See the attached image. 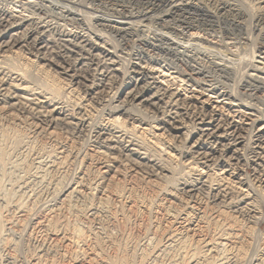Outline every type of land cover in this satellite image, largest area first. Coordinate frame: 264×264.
Listing matches in <instances>:
<instances>
[{
  "label": "bare ground",
  "instance_id": "bare-ground-1",
  "mask_svg": "<svg viewBox=\"0 0 264 264\" xmlns=\"http://www.w3.org/2000/svg\"><path fill=\"white\" fill-rule=\"evenodd\" d=\"M108 1L116 21L100 23L104 30L142 34V43L187 68L171 73L185 85L160 76L174 70L161 57L154 62L133 48L118 55L117 43L70 29L64 37H77L72 44L85 53L49 74L52 23L0 5V264H242L248 252L247 264H264V235L256 232L264 211L257 193L264 190V109L242 98L264 93V0ZM79 10L67 11L77 24ZM27 55L36 61L5 66ZM121 67L131 70L121 72L128 80L110 94ZM38 73L63 83L75 102L55 95L57 84L54 93L36 85ZM92 104L106 117L98 125ZM152 124L160 127L154 143L137 132ZM246 138L250 177L241 171ZM176 157L190 173L169 189L175 170L167 159ZM204 168L213 172L208 181Z\"/></svg>",
  "mask_w": 264,
  "mask_h": 264
},
{
  "label": "rangeland",
  "instance_id": "rangeland-1",
  "mask_svg": "<svg viewBox=\"0 0 264 264\" xmlns=\"http://www.w3.org/2000/svg\"><path fill=\"white\" fill-rule=\"evenodd\" d=\"M6 1V2H5ZM0 0V5L2 6H9V8H12V10L13 11H15V15H18V13L19 14H22V15H27V14H29V13H33L32 14V16L35 18V22L36 23H41L40 21H42V23L43 24H48V25H50V23H52V31H51V33L49 34V37H50V39H53L52 41H53V44H54V46L55 47H53V48H51L52 50L51 51H49V53L47 52L46 53V56H45V59H47V61L49 60V62H46V63H50V65L52 66H50V69L48 68V67H46L45 68V70H51L50 72H49V74H52V72H54V71H56V70H58L59 71V69H57V68H59V67H61V66H65L66 64H73L74 63V61L78 58V56H77V54L76 53H82V54H84L85 53V49H81L82 50V52H81V50H80V48H77V46H75L77 43H78V40H77V37L75 38V37H72V38H69V37H64V35H65V32H68V31H66L67 29L69 30H72V31H77V32H79L80 34H83V37L85 38V39H89L90 41H96L95 43H97V39H104L103 41H105L106 43H109V44H113V46H114V44L115 45H119L120 43V45H119V47H117V46H115L116 47V51H117V53H120V54H118V55H122L121 53L122 52H125V51H130L132 48L134 49V51H140V52H142V50L143 51H145V52H147L148 53V55L149 56H151V57H148L149 59H152L154 62H161V61H159L158 60V57H161V58H163L164 59V63H168V65L171 67V68H173L174 70L172 71V70H169V72H167L166 70L165 71H163L162 73H160L161 75L160 76H165L166 77V80H172L173 82H176V83H180V82H178L177 80H174V77H176L175 75L176 74H171L172 72H178L177 70H179V69H181V70H179V71H182V72H185L186 71V69L187 68H185L184 66H180V62H178V60L176 61V58H174V57H170V56H162V54L160 53H158L157 51H155V50H153L152 48H150L149 46H147L146 44H144V43H142L143 41H141L140 40V38L142 37V34L141 35H139V36H133V38L132 37H123V36H114L115 34H110V33H107V31H106V29L104 30V28L101 26V24L104 22V23H109V22H115L116 21V19L115 18H113V16H111L112 14L110 13V11H108V14H107V9H109L108 8V0L106 1V0H84L83 2H82V0H77V5L78 4H80V6H82L83 8H86V6L87 7H91V9L93 10H91V11H89V12H87L86 10H84L82 7H81V9L83 10H79L78 8H76V7H79V6H77V5H74L73 6V4H70L69 2H67L66 0H13V2L15 1V3H13V2H11L10 0ZM17 1V2H16ZM29 1H34V2H37V3H39V4H44V6H46L48 9H47V11L45 12V11H41L40 10V8L39 9H37L38 7H34V8H29L28 7V5H27V3L29 2ZM55 1V2H54ZM64 1H66V2H64ZM79 1V2H78ZM94 1V2H93ZM96 1V2H95ZM101 1H103V2H101ZM247 3H249L250 5H252V4H255V3H257L258 2V0H245ZM260 1V0H259ZM5 2V3H4ZM9 2V3H8ZM26 2V3H25ZM90 2V3H89ZM106 2V3H105ZM253 2V3H252ZM11 3V4H10ZM86 5H84V4ZM88 3V4H87ZM97 3V4H96ZM102 3V4H101ZM81 4H83V5H81ZM91 4V5H90ZM93 4V5H92ZM103 4H105V5H103ZM59 5V6H58ZM63 5V6H62ZM95 5H97V6H95ZM105 6V7H104ZM107 6V7H106ZM64 7H66V8H64ZM102 7V8H101ZM26 9V11H28V13L27 12H21L20 13V10H22V9ZM72 8V9H71ZM80 8V7H79ZM69 9V10H68ZM33 10H34V12H33ZM36 10V11H35ZM38 10H40V11H38ZM64 10H66V11H64ZM71 10H79V11H81L82 13H84V14H82V18H81V21L82 22H78V24H77V22H74V20L72 19V17L68 14V12L69 11H71ZM32 11V12H31ZM68 11V12H67ZM91 12V14H89ZM48 13H50V14H48ZM85 13H86V15H85ZM93 13V14H92ZM52 14V16H50ZM56 14V15H55ZM67 14V15H66ZM49 15V17H47ZM55 15V16H54ZM59 15V16H58ZM66 15V16H65ZM87 15H90V16H87ZM93 15V16H92ZM66 17V18H64L63 19V17ZM71 17V18H68V17ZM87 16V17H86ZM92 16V17H91ZM90 19H89V18ZM56 18H57V20H56ZM60 18V19H59ZM89 20H88V19ZM96 20H95V19ZM108 18V19H107ZM40 19V20H39ZM54 19V20H53ZM72 20V22H73V24L72 23H70L69 24V22H71L70 20ZM85 19V20H84ZM93 19V20H92ZM102 19V20H101ZM105 19V20H104ZM66 20V21H65ZM68 20V21H67ZM95 20V21H94ZM86 23H85V22ZM94 23H93V22ZM48 22V23H47ZM99 22V23H98ZM55 23V24H54ZM75 23V24H74ZM87 23H88V25H87ZM90 23V24H89ZM97 25H96V24ZM101 23V24H100ZM69 24V25H68ZM72 24V25H71ZM77 24V25H76ZM92 24V25H91ZM57 25V26H56ZM66 25V26H65ZM80 25H81V27H80ZM70 26V27H69ZM79 28H77V27ZM31 27V26H30ZM53 27H54V29H53ZM83 27V28H82ZM64 29V31H63V29ZM76 28V29H75ZM80 28H82L81 30H80ZM96 30H95V29ZM59 29V30H58ZM62 29V30H61ZM66 29V30H65ZM89 29V30H88ZM149 29V28H148ZM148 29H145V30H147L144 34H149V32H150V30H148ZM61 30V31H60ZM53 31H55V32H53ZM100 34H99V33ZM54 33V34H53ZM59 33V34H58ZM106 33V34H105ZM56 34V35H55ZM64 34V35H63ZM109 36H108V35ZM59 35V36H58ZM101 35V36H100ZM107 35V36H106ZM93 36V37H92ZM106 36V37H105ZM111 36H112V38H111ZM141 36V37H140ZM55 37H57V38H55ZM64 37V38H63ZM91 37V38H90ZM105 37V38H104ZM111 38L110 40L108 39V38ZM136 37V39L134 40V38ZM55 38V39H54ZM60 38V39H59ZM70 39V40H68V39ZM116 38V39H115ZM123 38V39H122ZM127 38V39H126ZM132 38V39H131ZM62 39V40H61ZM64 39H66V40H64ZM72 39V40H71ZM76 41H75V40ZM108 39V40H107ZM130 39V40H129ZM142 39V38H141ZM57 40V41H56ZM61 40V41H60ZM75 42H74V41ZM107 40V41H106ZM137 40V41H136ZM55 41V42H54ZM64 41V42H63ZM71 41H73V42H71ZM109 41V42H108ZM114 43H113V42ZM56 42H57V44H56ZM59 42H61V43H59ZM69 42V43H68ZM71 43V44H70ZM75 44V45H73V44ZM117 43V44H116ZM61 45V48H60V45ZM68 44H70V45H68ZM67 46V47H66ZM72 46H75V52H73V47ZM133 46H135V47H133ZM59 47V48H58ZM124 47V48H123ZM148 47V48H147ZM62 48H64L66 51H67V55H69L70 54V57H71V59H70V57H66V59H63L62 58V56H61V54H60V52H58V51H61L62 50ZM70 48V49H69ZM58 49V50H57ZM60 49V50H59ZM69 49V50H68ZM120 49V50H119ZM130 49V50H129ZM132 49V50H133ZM152 49V50H151ZM77 50H78V52H77ZM80 50V51H79ZM124 50V51H123ZM147 50V51H146ZM149 50V51H148ZM52 51H53V53H52ZM58 53H57V52ZM63 51V50H62ZM70 51V52H69ZM51 52V53H50ZM55 53V54H54ZM75 53V54H74ZM152 53V54H151ZM156 53V54H155ZM74 54V55H73ZM58 55V56H57ZM154 55V56H153ZM155 55H156V57H155ZM160 55V56H159ZM59 56H61L60 58H59ZM76 56V57H75ZM25 58L26 59H24V60H19V59H9L6 63H5V66H7L9 69H19L23 64L25 65L26 64V62H28V60L29 61H33V62H35L36 60H35V58L34 57H32V55H27V56H25ZM67 58H68V60H67ZM72 58H74L73 60H72ZM28 59V60H27ZM62 59V60H61ZM25 60H27V61H25ZM72 60V61H71ZM65 61V62H64ZM70 61V62H69ZM20 62V63H19ZM25 62V63H24ZM68 62V63H67ZM14 63V64H13ZM41 63V62H40ZM52 63V64H51ZM63 63V64H62ZM164 63H161V65H164ZM34 64V63H33ZM32 64V65H33ZM42 65H43V62L41 63ZM60 64H61V66H60ZM175 64V65H174ZM31 65V66H32ZM59 67H58V66ZM18 66L19 68H16V67ZM31 66H28V68L30 69V67ZM14 67V68H13ZM92 67V68H91ZM27 68V67H26ZM48 68V69H47ZM90 68L93 70V68H94V66H90ZM176 68H178L177 70H176ZM183 68V69H182ZM32 69L34 70V68H32L31 67V71H32ZM165 69H167V67H165ZM106 70V69H105ZM120 71H116V72H119L118 74L116 73L115 75V77H112V80H113V78H114V84H113V91H112V93H110V94H113L114 93V89L116 88V86H118V85H120V84H122V83H125V82H127V78L126 77H124L125 75H123L121 72H122V70H123V72H131V70L130 69H124L123 67H121L120 69H119ZM154 70H157V69H154ZM185 70V71H184ZM160 71V70H159ZM86 72H93V71H86ZM171 74V75H170ZM38 76H36V75H34V76H36V77H38V78H36L35 79V77L33 76V79H34V83L36 84V85H38L39 87H42V89H44V90H46V91H53L55 88L53 87V86H55L57 89H58V86H56V84L57 85H59V90L58 91H56L55 93V95H62V97H63V99H65V100H68V99H70V100H68V102H70L71 100L72 101H74L75 102V100H74V97H76V95H69V94H65V88L66 87H63L64 89V92H63V90H62V84H59L58 83V81L56 82V81H54L52 78L50 79V77H45V75H44V78L42 77L43 75L41 74H37ZM84 76H83V78L84 79H86L87 77H88V79H86V80H89V78H90V80H91V76L89 75V74H83ZM87 75V76H86ZM86 76V77H85ZM122 76V77H121ZM154 76H156V77H158V75L156 74V75H154ZM174 76V77H173ZM53 78L55 79V80H57V77L56 76H53ZM45 79H46V81H45ZM200 79V78H199ZM116 80V81H115ZM121 80V81H120ZM126 80V81H125ZM221 80V81H220ZM52 81H53V83L55 84H53L52 83ZM159 81H160V79H159ZM219 81L220 82H224V80H222L221 78L219 79ZM162 82V81H161ZM52 83V84H51ZM117 83V84H116ZM40 84V85H39ZM181 85H185V83H180ZM42 85V86H41ZM48 85V86H47ZM53 87V89H52V87ZM176 86L175 85H173L171 88L173 89V88H175ZM48 89V90H47ZM61 89V90H60ZM67 89V88H66ZM193 88H191V90H192ZM53 93H54V91H53ZM66 93H67V91H66ZM241 93H244V92H242L241 91ZM248 94H245L246 96L248 95H250L251 96V94H253L252 95V97L250 98V96L248 97V99L246 98V96L244 95H242V98H244L245 99V101L247 102V100H248V102L249 103H254L255 105H257L260 109H264V93H260V94H255L254 93V91L253 92H247ZM71 94H75V93H71ZM109 94V96H111ZM207 94V93H206ZM67 95H69V97L67 96ZM67 96V97H66ZM74 96V97H73ZM209 97L211 96V95H208ZM258 96H259V98H258ZM261 96V97H260ZM71 97V98H70ZM255 98H256V100H255ZM78 99V98H77ZM259 99V100H258ZM258 100V101H257ZM71 101V102H72ZM259 102V103H258ZM263 105V107H261V105ZM95 105V106H94ZM260 105V106H259ZM92 106H94V107H92ZM92 108H90L89 109V117H90V119H91V121L92 122H94L96 125H98V124H100V123H102L103 121H104V119L106 118L105 116H104V113L103 112H101L102 110H100L101 109V106H99V105H96V104H92ZM97 108V109H96ZM95 109V110H94ZM92 115H91V114ZM98 115V116H97ZM148 115V117L147 118H150V117H158V115H153V114H151V113H149V114H147ZM188 119L189 118H185V121L188 123ZM102 121V122H101ZM97 122V123H96ZM100 122V123H99ZM152 126H154L155 128H153L151 131H149V132H146V133H144L143 131H144V129L145 128H147L146 129V131H148V129H149V127L148 126H144V125H141V127L139 126V128L137 127V132H139L138 133V135H140V134H145L146 136H145V138L147 139V140H149V142H151V143H154V139H151L152 138V133L153 132H155V134H159L160 133V131L158 130L160 127H157V126H155V124H152ZM188 126L189 127H191V125H190V122H189V124H188ZM142 127H144V128H142ZM141 129H143V130H141ZM148 133H150V136H148L149 134ZM148 134V135H147ZM143 137H144V135H143ZM83 139L85 140L86 139V137H83ZM248 138H246L245 139V141H244V148H246V151H245V155H244V161L245 162H243L242 164L244 165H241L242 167H244V168H242L241 169V171H242V174L246 177V174H247V177H250V176H252V175H254V171H253V166H252V164H251V158H252V154H251V149H252V147H253V145H252V147L250 146L251 145V143L249 142V140H247ZM88 141V140H87ZM182 141V140H181ZM245 142H248L247 144L248 145H246L245 144ZM158 147V146H157ZM159 148V150H163L164 149V147H162V146H160V147H158ZM248 148V149H247ZM169 153V152H168ZM175 153H172L171 152V154H170V156H173ZM250 155V156H249ZM175 156H177L176 154H175ZM247 156V157H246ZM177 158V157H176ZM167 159V162H168V164L169 165H171L170 167H172L173 168V170H175L173 173H172V175H167V177H171V178H169L170 179V181L166 184L168 187H169V189H171L172 187L174 188V186H176L177 185V183H179V182H182V180L183 179H187V175L190 173V171H187V170H189V169H186V170H182L183 168H181L180 166V168H178V166H176V164L178 165V159L179 158H177V159ZM247 159V160H246ZM169 160V161H168ZM248 160H250V161H248ZM249 164H250V166H249ZM185 165H188V162L185 164ZM174 166V167H173ZM178 169H177V168ZM175 168V169H174ZM190 168H192V167H190ZM241 168V167H240ZM194 169V168H193ZM200 170V169H199ZM216 170V169H215ZM227 170L228 169H226V170H224V171H222L221 173H224V175L223 176H225V177H227L226 175V173H227ZM186 171V172H185ZM192 172V171H191ZM216 173L218 172L217 170L215 171ZM246 172V173H245ZM252 172H253V174H252ZM201 173H203L202 175L204 176V178H203V180H205L206 179V181H208L207 180V178H206V174H207V177L209 176V178L211 177L210 175H212V173L213 172H211L210 170H208V169H206V168H204V170H202L201 171ZM217 174H219V173H217ZM251 174V175H250ZM174 185V186H173ZM171 186V187H170ZM243 190H245V189H243ZM257 193H258V195H259V199L261 198V199H264V190H263V188H257ZM263 208H264V205H263ZM264 210V209H263ZM264 212V211H263ZM262 212V220H261V223H260V225H259V227H258V229L257 230H259V231H256L257 233H259V234H262V235H264V213ZM29 229H31V228H29ZM258 235V234H257ZM252 254V252H248L247 253V255L246 256H244L243 258H242V261H243V263L242 264H247V262H248V258L250 257V255ZM251 256H253V255H251ZM245 262V263H244Z\"/></svg>",
  "mask_w": 264,
  "mask_h": 264
}]
</instances>
